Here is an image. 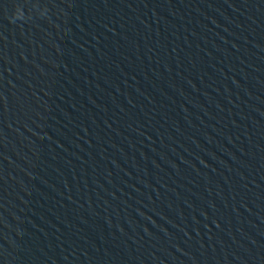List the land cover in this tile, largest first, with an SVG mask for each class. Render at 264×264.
Returning a JSON list of instances; mask_svg holds the SVG:
<instances>
[{"label": "water", "instance_id": "water-1", "mask_svg": "<svg viewBox=\"0 0 264 264\" xmlns=\"http://www.w3.org/2000/svg\"><path fill=\"white\" fill-rule=\"evenodd\" d=\"M0 264H264V0H0Z\"/></svg>", "mask_w": 264, "mask_h": 264}]
</instances>
